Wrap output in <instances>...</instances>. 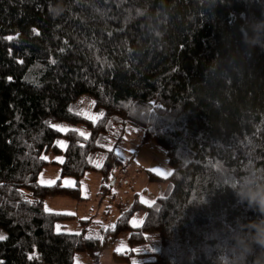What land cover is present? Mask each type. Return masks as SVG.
Masks as SVG:
<instances>
[{"label":"trees","instance_id":"obj_1","mask_svg":"<svg viewBox=\"0 0 264 264\" xmlns=\"http://www.w3.org/2000/svg\"><path fill=\"white\" fill-rule=\"evenodd\" d=\"M85 95L97 121L72 109ZM135 126L165 149L172 173L151 177L168 193L139 203V226L132 207L102 233L57 231L74 215L45 197H81ZM50 149L75 186L39 183ZM0 228V264H77V251L99 264L123 230L117 263L149 244V264H264V0H0Z\"/></svg>","mask_w":264,"mask_h":264},{"label":"rangeland","instance_id":"obj_2","mask_svg":"<svg viewBox=\"0 0 264 264\" xmlns=\"http://www.w3.org/2000/svg\"><path fill=\"white\" fill-rule=\"evenodd\" d=\"M83 101V105L72 109L97 121L103 112L95 108L94 100L90 96L85 95ZM54 126L62 132L76 129L85 136L90 134V129L81 122H55ZM133 128L135 131L128 136L125 135L124 141L118 144L112 141L108 145L109 148H115L122 162L113 167L107 175L101 170H91L80 178L81 197L73 198L67 195L45 197L46 210L74 215L72 218L59 221L56 225L57 231L75 233L84 231L87 235L93 231H96V234L102 233L103 228L114 227L119 217L132 207L130 224L139 226L143 223L147 210L145 206L138 207L139 203L152 205L157 198L168 193L169 180H155L151 177V173L163 178L171 175L172 169L165 149L153 141L143 142V129L140 126ZM56 141L62 149L67 147L68 140L65 135H60ZM104 154L105 151H102L94 160L98 167L103 164ZM42 156L48 162L39 173V183L54 184L61 179L63 185H76L75 177L62 175L60 164L64 159L62 151L50 149L44 151ZM83 220L85 223H82ZM130 232L121 231L115 241L103 249L99 264H149L153 259L150 252L154 250V246L149 244L144 250L145 254L133 257L130 263L114 261L115 251L123 252L132 248L129 242ZM5 236L6 232L0 228V238ZM75 263L95 264V261L88 251H77Z\"/></svg>","mask_w":264,"mask_h":264}]
</instances>
